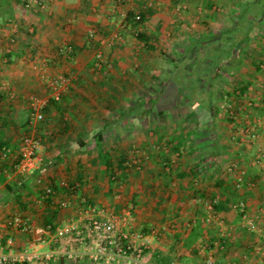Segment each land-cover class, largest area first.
I'll use <instances>...</instances> for the list:
<instances>
[{
  "label": "crops",
  "instance_id": "1",
  "mask_svg": "<svg viewBox=\"0 0 264 264\" xmlns=\"http://www.w3.org/2000/svg\"><path fill=\"white\" fill-rule=\"evenodd\" d=\"M3 2L0 0V9ZM40 3L32 14L23 19L20 17L26 27L17 30L4 26L9 17L0 13L3 17L0 19V182L5 199L19 192L18 198L27 200V203L18 204L22 208L20 212L29 214L35 226H39L35 216L41 215L42 226H49L47 221L51 219L58 229L68 221V209L59 207V200L75 199L91 206V200L100 202L115 184L127 182L130 183L128 200L132 207L133 228L153 234L144 256L147 264H201L193 256L200 253L195 244L205 237L209 241L208 245L205 244L209 250L203 246L204 252L213 253L212 264H264V225L259 232H251L245 226L246 217L255 215L256 211L260 214L258 222L264 224V168L251 165L246 158L243 179L256 184L250 191L233 188L236 180L231 171L228 175V172L207 174L208 181L204 179V184L195 188L200 168L193 160V164L178 174L180 182L177 184L183 190L177 192L169 189V177L155 181L154 177L145 176L141 180L129 169L118 172L119 178L110 181L97 156L99 147L109 153V147L118 151L116 158L110 153L114 162L121 155L125 156L119 152L121 135H135L136 128L122 126V122L130 121L131 114L135 119L146 118V110H102L108 103L128 101L135 105L150 102L149 99L162 93L166 86L171 87L170 81L160 80L161 75L171 79L177 64L182 65L192 56L198 42L230 41L229 35L236 29L232 24L246 22L260 24V28L264 26V0H42ZM17 4L18 0L7 2L10 6ZM178 6L182 9L177 11ZM254 11L260 12L259 15L252 14ZM131 12L144 14L141 24L133 25L129 16ZM259 38L264 40V32ZM136 40L143 44L139 51ZM9 41H15V45ZM157 51L164 57H155ZM101 53L106 61L117 67L115 71L105 64L95 67L97 57L94 55ZM233 53L238 56L240 52L235 49ZM248 55V62L240 68L230 58L214 69L207 68L208 87L220 85L221 80L226 86V80L239 75L234 79L232 90L244 86V92L256 95L260 91L257 80L261 76L257 64L252 62L255 58L264 60V49L254 48ZM40 56L52 58L43 64ZM159 59H164V66L160 68L155 65L159 63L161 66ZM43 61L46 62L45 58ZM173 63L175 65L171 67ZM57 71L69 76L66 79L68 86L58 101L49 102L53 98L51 79ZM158 75L160 77L156 80ZM154 84L162 91L143 92L145 88L151 90ZM32 91L46 100L41 108L43 119L34 123H31L28 105ZM208 96H211L209 92ZM85 102L96 104L98 109L79 110V104ZM252 114L264 118V109L253 110ZM171 131L160 134L165 136ZM99 135L102 139L98 142ZM26 136L37 138L40 145L35 152V167L21 172L19 162ZM210 148L208 151L216 154L214 146ZM235 151L230 149V153L237 155ZM219 181L226 192L221 190V197L216 194L215 184ZM62 182L66 185L62 186ZM41 183L52 188V206L47 207L41 198ZM141 183L146 186L141 187ZM154 183L156 190L150 191ZM199 195L205 199L215 195L217 200L242 198L249 205L242 217L230 208V202L225 209L212 211L213 215L224 220L225 216L228 217L225 228L220 224L215 233L221 237L218 245L213 242L214 234L199 235L200 229L210 232L199 216V210L185 209V203ZM32 202L36 204L34 207ZM36 206L40 207L37 212ZM221 230V234L218 233ZM15 234L17 232L13 233L16 245L21 247ZM52 246L53 243L47 244L44 249Z\"/></svg>",
  "mask_w": 264,
  "mask_h": 264
},
{
  "label": "rangeland",
  "instance_id": "2",
  "mask_svg": "<svg viewBox=\"0 0 264 264\" xmlns=\"http://www.w3.org/2000/svg\"><path fill=\"white\" fill-rule=\"evenodd\" d=\"M3 1L4 6L1 7L0 13L9 17L5 20L3 25L9 26L10 28H16L17 30L19 27H26V24L20 21V17L23 19L24 16L32 14L34 9H36V5H40L42 0H18L17 6L7 5V2L9 4L10 0ZM262 2L260 1L261 4ZM181 9L182 7L180 6L175 8L177 11ZM255 13L256 15H259L260 12L254 11L252 14ZM0 19L3 20L2 15H0ZM232 25L236 26V29L230 33V41L226 39H213L198 42L197 45H194L196 50L192 53V56L189 59L184 60L182 65L177 64L176 72H174L171 79H169L168 76L166 78L165 74L161 75V77L160 75L156 76V80L160 77V80H164L163 82L170 81L171 87L168 88L166 86L162 93L151 97V99H149L150 102L135 105L128 101L121 102L120 104L111 102L106 105L107 108L102 109H107L109 112L117 109L147 111L145 114L146 118L135 119L133 118L134 114H131L130 116L132 119H130V121H125V123L122 122V126L127 128L129 126L135 127L136 134L121 135V151H119L127 158V168L131 171L133 170L141 180H143L145 176H149L154 177L155 181H157L156 179L166 176L170 178L169 189H174L179 192L183 189L177 184L180 182L178 174L184 167L188 168L189 165L198 162V165H196L199 166L200 173L196 177L197 182L195 183V188L204 184L202 181L206 179L205 176H207V174L219 175L228 172V175L230 174V171L233 174L234 180L238 177H242V181L238 187L239 190L246 188L250 191L251 187L256 185L253 184L252 180L243 179L242 175L244 172L243 163L246 162L259 168H264V118H262L261 115L252 114L253 110H257L258 108L264 109V68L261 66L264 65V60L257 61L258 58H255L252 62L255 65L257 64L259 70L258 73L261 76V81L257 80V82L260 83L258 87L260 91L256 92V95H251L249 92L240 94L239 89L232 90V86L235 84L234 79L239 78V75H232L231 77L234 78L232 79L230 77L231 81L226 80V86L224 84L225 81L221 80L219 83L220 85L211 87H208L209 76L206 75L207 68L214 69L218 64H221L228 58L232 60L233 64H236L240 68L248 62L250 58L248 53L250 50L254 48L264 49V40L259 38L264 32V26H262L263 28H260V24H249L246 22ZM249 25L251 26L252 31H250L251 28H249ZM92 32L95 33V31ZM179 41L182 40L179 39ZM9 42L15 45V41ZM136 42L137 50L139 51L140 48L143 47V44L138 40H136ZM220 44H222V46ZM235 49H238L240 52L238 56H234L235 54L233 52ZM169 51L171 50L169 49ZM155 53L157 55L154 54V56H157V58L164 57L162 54L159 55L158 51ZM40 57V61L43 62V64L49 63V57L50 59L52 58V56ZM94 57L96 58L97 55H94ZM43 58H45L46 62L43 61ZM96 60L94 65L97 68L101 67L99 64H105L108 69L114 71L115 68H117L112 62L105 60L103 53H101L100 57H97ZM163 60L159 61L162 63L161 66H159V63L155 65H157L158 68L164 66ZM174 65V63L171 64V67ZM118 71L121 72L122 69ZM147 74H149V72H147ZM54 76L55 77H53L51 81L54 79H62L64 81L62 88L64 89L63 91H65L68 86V80L66 79H69V76L67 77L66 74L61 71L55 72ZM200 85L202 86L200 87ZM156 86L157 85L154 84V87H152L151 90L149 88L142 90L145 93L146 91L152 93L155 91H162L158 86V89H155ZM208 92L209 95H211L210 97L208 96ZM33 93L34 92L32 91L29 94ZM29 104L30 101H28V105ZM79 105H81L79 110L88 111L92 107L98 109V106L93 103H91V105L87 103ZM210 106L214 107L213 111L210 110ZM230 110L232 112H230ZM117 121L120 122V120ZM109 127H112V124H109ZM169 130L172 131L169 132L168 135L164 136L163 134H160ZM176 131H178V135L175 134ZM130 141L133 142L129 144ZM213 146L216 150V154L214 153L212 155L211 151L208 150ZM116 148L119 149V147ZM230 149L237 150L235 151L237 152V155L230 153ZM109 151L115 158L117 157L118 151H114L113 147H109ZM246 158L248 161H246ZM193 160L195 161L193 162ZM213 163L215 165L212 168ZM252 169L254 168L252 167ZM206 180L208 181V178ZM140 185L141 187L146 186L144 183H141ZM233 185H235V182H233ZM152 186L151 190H147L155 191L157 187L156 184L154 183ZM129 190L130 183H120V185L115 184L100 202H96V200L95 202H92L91 200V202H87V204H92L91 206L93 207L104 208L107 212H119L122 208L130 206L128 200ZM221 190L226 193L222 187L219 188V190L217 188V197H221ZM227 190H229V188ZM194 199L195 200L193 201L189 200L188 203H185V209L191 210L197 208L199 210L200 215L199 213L197 215L203 218L204 224H207L210 228V232L207 229L208 232L200 229L199 235H201V233L207 234L208 236L214 234L213 236L215 237V240L213 242H216L218 245L219 238L221 237L220 235L215 236V233L220 224L222 226L221 228H225V225L228 224L226 221L228 220V217L225 216L226 218L224 220L221 216H217L216 214L213 215L212 211L214 209L209 199H205L200 195L194 197ZM240 199L242 198L231 200L230 208L232 203H235ZM70 201L72 207L68 208V221L75 216L78 208L80 209L84 206V204L80 203V200L70 199ZM244 201L248 208L249 205L247 201ZM22 203H27V200H18L15 196L5 199V196H3V186L0 182V219H4L12 212L21 211L22 208L18 204ZM32 204L33 207L36 205L34 202H32ZM38 209H40V207L36 206L35 212H37ZM231 209L234 210L233 208ZM228 210V213H230V209ZM41 218V215L35 216L39 226H42ZM246 218L254 219L255 221V230L251 232L261 231L264 224L258 222V220H260L259 212L256 211L255 215ZM68 221H66V223ZM32 222L35 224L34 219ZM132 229L133 231L144 232L143 230L133 228V225ZM221 232L222 230L218 233L221 234ZM15 238L22 246L28 237L17 232ZM208 243V238L205 237L195 244V248L197 251H200V253L197 252V254H194L193 258L201 264L203 261H207L210 256L211 259L214 257L213 253H210L205 245H208ZM203 246L208 249V252H204ZM148 260L152 261L151 259ZM183 260L186 261V259ZM153 263H155V261ZM54 264L96 263H91L87 259H79L77 261L65 259L63 262L60 259H56ZM115 264L123 263L120 261ZM203 264H206V262H203Z\"/></svg>",
  "mask_w": 264,
  "mask_h": 264
},
{
  "label": "built area",
  "instance_id": "3",
  "mask_svg": "<svg viewBox=\"0 0 264 264\" xmlns=\"http://www.w3.org/2000/svg\"><path fill=\"white\" fill-rule=\"evenodd\" d=\"M261 66L264 68V65ZM63 82L62 79L51 81L52 97L56 100L64 90ZM29 99L31 123L38 122L43 119L41 108L46 100L35 94ZM23 144L19 170L26 172L35 167V152L40 143L37 138L26 136ZM237 180L241 183L242 177ZM240 183L236 186L239 187ZM41 184V198H52V188ZM65 185L62 182V186ZM57 204L64 209L72 207L68 198ZM231 208L246 215V202L242 199L232 203ZM132 222L131 206L122 208L119 212H107L104 208L84 205L76 210V215L70 221L52 233L50 226H35L29 214L12 212L0 219V264H50L58 258L70 261L88 259L96 264H115L120 261L123 264H147L144 256L150 247L153 234L133 231ZM246 226L249 231H254V219L248 218ZM14 232L28 237L21 247L16 245ZM51 243L52 247L44 249L45 245ZM206 264H212L210 257Z\"/></svg>",
  "mask_w": 264,
  "mask_h": 264
},
{
  "label": "trees",
  "instance_id": "4",
  "mask_svg": "<svg viewBox=\"0 0 264 264\" xmlns=\"http://www.w3.org/2000/svg\"><path fill=\"white\" fill-rule=\"evenodd\" d=\"M137 15H138L139 18L136 19V16H137ZM129 16H130V18H131V21H132L133 25H137V24L141 23V22L143 21L144 17H145L144 14H143L142 12H139V13L131 12V13L129 14ZM145 43H146V41H145ZM7 56H8V55H7ZM245 89H246V87H244V86L239 87V92H240V94L244 93ZM50 101H51V102H56V101H58V100L52 98V99L49 100V102H50ZM210 110L213 111V110H214V107H213V106H210ZM1 121H2V120H0V125H2ZM98 137H99V138H98V142H99V141H101L102 136L99 135ZM98 142H97V143H98ZM0 144H1V140H0ZM0 148H1V145H0ZM97 156H98L99 164H100L101 166H103L104 169L106 170V173H107L108 179H109L110 181H114V179H118V178H119V176H118V172H120V171L124 172L125 170L128 169V168L126 167V165H125V164L127 163V158H126V156L121 155V156L119 157V159H118L116 162H114L113 159H112V157H111V155H110V153H109L108 151L104 150L102 147H99V149H98V153H97ZM17 161H18V160H16L15 162L17 163ZM120 178H121V176H120ZM239 183H240L239 180L236 179L235 185H234V187H233L235 190H238V191H239L238 187L236 186V185L239 184ZM215 186H216L217 188H221V187H222V182H221V181L217 182V183L215 184ZM14 195H16V196H15L16 199L20 200V199L18 198V196H19V192H18V193H17V192H14ZM211 197H212V198H209V200H210V203H211L213 209H225V208L227 207L226 205H228L227 203L231 201V199H228V200H225V199H223V200H217V198H216L215 195H212ZM52 199H53V198H47V199L44 200L45 203H46V206H47V207L52 206V205H51ZM232 200H233V199H232ZM242 200H244V199H242ZM20 203H21V202H20ZM229 204H230V203H229ZM246 209H247V207H246ZM238 213H239L240 217L243 216V213H242V212H238ZM50 220H51V219H50ZM50 220L47 221V225L50 226V231H51V232H55V230H56V229H55V225H54V223L51 222ZM47 225H46V226H47ZM195 235H196V234H195ZM87 260H88V259H87ZM23 264H27V263H23Z\"/></svg>",
  "mask_w": 264,
  "mask_h": 264
}]
</instances>
